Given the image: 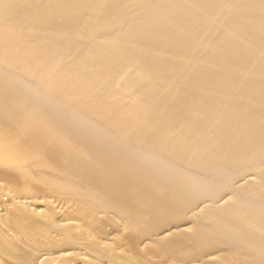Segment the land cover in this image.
Listing matches in <instances>:
<instances>
[{
	"label": "bare ground",
	"instance_id": "obj_1",
	"mask_svg": "<svg viewBox=\"0 0 264 264\" xmlns=\"http://www.w3.org/2000/svg\"><path fill=\"white\" fill-rule=\"evenodd\" d=\"M0 264H264V0H0Z\"/></svg>",
	"mask_w": 264,
	"mask_h": 264
},
{
	"label": "rangeland",
	"instance_id": "obj_2",
	"mask_svg": "<svg viewBox=\"0 0 264 264\" xmlns=\"http://www.w3.org/2000/svg\"><path fill=\"white\" fill-rule=\"evenodd\" d=\"M129 9H131L128 13L130 14L131 13V11H132V13L131 14H133L134 12H133V10L132 9H134V7H130ZM128 9V10H129ZM131 18H133V17H131ZM133 19H135V18H133ZM117 30V28L116 29H114L113 31H116ZM113 31H111V32H113ZM106 33H108V32H98L97 33V36H98V39L100 40V39H102V37H103V35L104 34H106ZM133 75V72L130 70L128 73H126L125 75H124V77H123V81H125V80H127L130 76H132ZM130 98H131V96H130ZM134 164V162H132L130 165H133ZM250 177L251 178H254V177H252V176H248L247 178L248 179H250ZM246 178V179H247ZM247 179V180H248ZM243 182V181H242ZM200 205V204H199Z\"/></svg>",
	"mask_w": 264,
	"mask_h": 264
}]
</instances>
